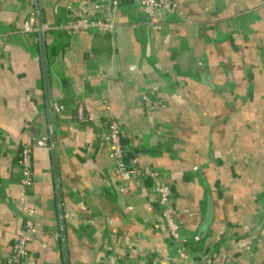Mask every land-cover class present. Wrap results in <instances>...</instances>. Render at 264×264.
<instances>
[{"label": "crops", "instance_id": "1", "mask_svg": "<svg viewBox=\"0 0 264 264\" xmlns=\"http://www.w3.org/2000/svg\"><path fill=\"white\" fill-rule=\"evenodd\" d=\"M70 0H37L42 34L22 32L29 0H0V264L32 209L27 264H199L223 239L232 264H264V0H173L153 29L124 0L114 36L62 26ZM164 99L151 114L144 97ZM104 100L108 101L106 108ZM91 121H79L76 105ZM174 192L173 214L193 262L160 231L131 178L120 192L105 116ZM36 127L30 184L19 145ZM259 226L254 255L243 238Z\"/></svg>", "mask_w": 264, "mask_h": 264}, {"label": "built area", "instance_id": "2", "mask_svg": "<svg viewBox=\"0 0 264 264\" xmlns=\"http://www.w3.org/2000/svg\"><path fill=\"white\" fill-rule=\"evenodd\" d=\"M124 0H70L66 10V19L62 26L67 36L83 32H97L114 36L119 27V14ZM32 6L28 14L22 32L42 34L43 25L38 22L36 11L37 0H29ZM139 6L147 17L149 25L158 29L162 25L172 27L173 21H161L160 14L173 16L177 12V5L173 0H139ZM2 38L0 36V43ZM106 108H109L108 101L104 100ZM164 105V99L158 91L146 94L144 97V113L151 114L157 106ZM75 116L79 121H91L86 116L83 106L78 103L75 109ZM25 131L26 141L19 145V158L21 166L22 184H30L32 177V150L36 143H33L31 136ZM105 135L111 145L114 159L111 175L120 186L119 191L123 192L124 186L131 178L138 180L149 179L150 183L144 191L154 204L157 216V225L176 249V252L184 262H193L191 253L186 248L182 227L176 221L173 214L174 192L172 188L161 181L159 173L151 166L142 164L139 160L137 148L132 144L123 141L126 131L124 126L113 117L112 114L105 116ZM18 203L23 212L29 216L24 218L21 229L16 233L13 240V253L3 258V264H27L28 245L33 238L32 229L34 222L31 218L32 209L28 205L24 190L18 196ZM259 232V226L251 230L243 238V252L249 256L254 255V239ZM223 239H218L216 244L209 250H205L199 257V264H232V260L222 250ZM150 264H163L160 254H153L149 257Z\"/></svg>", "mask_w": 264, "mask_h": 264}, {"label": "water", "instance_id": "3", "mask_svg": "<svg viewBox=\"0 0 264 264\" xmlns=\"http://www.w3.org/2000/svg\"><path fill=\"white\" fill-rule=\"evenodd\" d=\"M27 134L31 136L33 143H37L39 145L40 144L48 145V143L50 142V145L52 146L53 132H51V131H50V138H51L50 141H43V140L38 139L36 127L28 129Z\"/></svg>", "mask_w": 264, "mask_h": 264}, {"label": "trees", "instance_id": "4", "mask_svg": "<svg viewBox=\"0 0 264 264\" xmlns=\"http://www.w3.org/2000/svg\"><path fill=\"white\" fill-rule=\"evenodd\" d=\"M137 150H138V148H137ZM138 151H139V150H138ZM186 248H187L188 251H189V250H192V249L188 246L187 242H186ZM206 250H209V249H206Z\"/></svg>", "mask_w": 264, "mask_h": 264}]
</instances>
